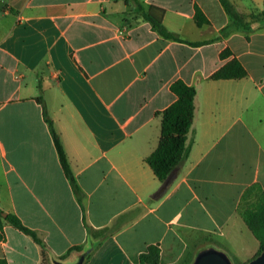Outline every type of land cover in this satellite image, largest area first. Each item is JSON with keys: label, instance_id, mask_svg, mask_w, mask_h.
<instances>
[{"label": "crops", "instance_id": "1", "mask_svg": "<svg viewBox=\"0 0 264 264\" xmlns=\"http://www.w3.org/2000/svg\"><path fill=\"white\" fill-rule=\"evenodd\" d=\"M152 7L174 39L144 19ZM229 23L219 0H0V260L56 264L78 246L95 247L86 264H141L149 248L159 264L255 258L242 212L264 199V30L220 38ZM233 59L246 78H211ZM179 81L197 91L191 149L161 182L145 160Z\"/></svg>", "mask_w": 264, "mask_h": 264}, {"label": "trees", "instance_id": "2", "mask_svg": "<svg viewBox=\"0 0 264 264\" xmlns=\"http://www.w3.org/2000/svg\"><path fill=\"white\" fill-rule=\"evenodd\" d=\"M226 11L230 23L222 32L220 38L229 37L233 33H243L249 38V35L257 30H264V10L253 11L251 13H239L230 0H219ZM164 12L161 9L152 7L143 17L148 21L152 29L162 38L171 40L174 37L163 26ZM196 23L199 26L208 24L204 14L197 9L195 16ZM203 43H199L202 45ZM231 56L229 50L221 54L222 58ZM247 77V72L241 63L233 59L228 64L219 69L211 78L213 80H239ZM171 91L176 95L177 100L161 116V136L156 150L145 160L150 166L155 176L161 182L169 180L179 167L188 159L191 144L189 143V134L194 122L195 116V98L197 91L194 87L188 86L183 82H176L172 85ZM41 101V100H40ZM50 130L58 151L62 168L67 177L73 182L72 171L65 153L62 140L52 121H48ZM79 195L78 189L75 187ZM1 214V211H0ZM245 222L250 231L260 242V250L255 256L258 257L264 252V205L260 204L253 209H247L242 212ZM6 220L15 228L29 235L33 240L42 244L37 235L23 226L20 220L14 216H8ZM95 247L78 246L69 251L67 255L57 261L75 264L80 257H85L86 264L91 258ZM72 256V257H71ZM71 257V258H70ZM160 255L156 248H149L146 254L140 258L141 264H159ZM0 264H7L5 260H0Z\"/></svg>", "mask_w": 264, "mask_h": 264}, {"label": "water", "instance_id": "3", "mask_svg": "<svg viewBox=\"0 0 264 264\" xmlns=\"http://www.w3.org/2000/svg\"><path fill=\"white\" fill-rule=\"evenodd\" d=\"M85 257L82 256L75 264H84ZM56 264H65L57 262ZM192 264H234L230 257L222 250L210 248L200 252ZM247 264H264V252L252 259Z\"/></svg>", "mask_w": 264, "mask_h": 264}, {"label": "rangeland", "instance_id": "4", "mask_svg": "<svg viewBox=\"0 0 264 264\" xmlns=\"http://www.w3.org/2000/svg\"><path fill=\"white\" fill-rule=\"evenodd\" d=\"M260 204L264 205V199L262 200V202H260ZM257 206H259V205H257ZM250 209H253V207Z\"/></svg>", "mask_w": 264, "mask_h": 264}]
</instances>
